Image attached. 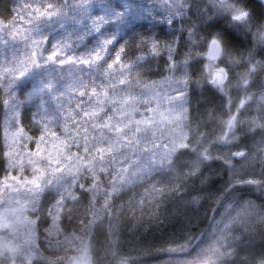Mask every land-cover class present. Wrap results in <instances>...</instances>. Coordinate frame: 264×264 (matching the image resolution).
<instances>
[{"label":"rangeland","instance_id":"374dc122","mask_svg":"<svg viewBox=\"0 0 264 264\" xmlns=\"http://www.w3.org/2000/svg\"><path fill=\"white\" fill-rule=\"evenodd\" d=\"M250 1L243 0L248 8ZM73 2L8 0L12 10L23 9L24 14L13 22L12 11L9 19L0 20V150L5 160L0 176V249L14 264H94L85 236L105 230L111 197L123 184L137 146L148 156L157 151L153 155L157 162L166 163L173 145H158L156 137L167 120L185 111V95L176 89L177 84L202 66L207 72L210 33L231 28L241 37L247 28L232 24L228 16V6H239L242 0H224L223 5L220 0H187L186 4L171 0L173 9L183 6L172 27L157 23L164 9L156 0H83L93 5L88 9L73 7ZM48 4L70 10L63 28L59 21L45 18L43 30L51 32L53 39L83 31L95 13L103 15L106 9L115 12L126 4L134 5L122 25L124 33L132 37L126 45L130 70L112 73L115 87L98 72L90 77L87 69L33 67L30 32L24 21L30 8ZM149 6L156 19L146 15ZM171 14L175 16V11ZM208 15L214 21L207 23ZM137 34L158 35L159 55L152 58L145 53L146 59L135 63L136 55L141 54ZM168 45L173 48L175 71L168 70ZM237 45V41L230 42V51L222 53L213 66L237 59ZM249 98L251 108L247 109ZM241 101L234 112L235 121L238 117L242 124H256L262 134L253 152L231 169L234 185L238 180L264 176V171L249 169L255 162L264 167V94L252 91ZM24 109L30 110L32 119L27 125L22 119ZM224 150L221 148L218 156L230 155ZM263 212L262 204L226 201L217 212L220 223L207 235L219 229L230 232L227 238L231 239L236 228L248 230L254 219L264 220ZM191 242L193 238L188 236L176 247L186 251ZM196 264L204 261L199 259Z\"/></svg>","mask_w":264,"mask_h":264},{"label":"trees","instance_id":"16d2710c","mask_svg":"<svg viewBox=\"0 0 264 264\" xmlns=\"http://www.w3.org/2000/svg\"><path fill=\"white\" fill-rule=\"evenodd\" d=\"M250 7L253 21L237 40V59L224 64L229 76L226 92L212 85L204 66L187 75L176 87L184 92L185 111L167 120L156 137L158 145H173L166 163L157 162L153 156L157 151L148 156L137 146L123 184L111 197L105 230L85 236L94 264H196L199 259L204 264L264 262V220L254 219L248 230L236 228L231 239L227 238L230 232L219 229L207 235L217 225L213 221L226 201L262 204L264 211V188L235 186L216 159L223 136L232 141V152L252 150L262 134L259 126L242 124L238 117L231 131L227 127L241 95L264 94V44L256 40L257 32L264 30V11L254 0ZM11 15L8 0H0V18L7 20ZM256 61L260 65L249 74L244 88L242 78ZM29 111L24 109L22 114L26 125L32 121ZM2 152L0 176L5 171ZM193 197L200 199L198 205ZM188 236L193 238L188 250H178L176 246ZM0 264H14L1 249Z\"/></svg>","mask_w":264,"mask_h":264},{"label":"snow or ice","instance_id":"6c2138e0","mask_svg":"<svg viewBox=\"0 0 264 264\" xmlns=\"http://www.w3.org/2000/svg\"><path fill=\"white\" fill-rule=\"evenodd\" d=\"M160 3L164 9L163 18L159 19L157 23L167 25L172 27L174 21H177V18L181 15L183 6L177 9L172 8L171 0H156ZM187 0H184L186 4ZM261 4H264V0H260ZM221 5L224 4V0H220ZM73 7H79L83 9H88L93 7L91 3L85 4L83 0H80L79 3L73 2ZM229 14L231 18V23L234 25L242 24L248 26L253 21L252 9L244 5V2L240 3L239 6L229 5ZM134 5L126 4L124 8L115 11L109 12L107 9L104 14L95 13L90 22L87 24L86 28L80 32H68L66 36L60 39H53L51 32H45L42 25L47 21L45 18L55 19L60 22V27L63 28L64 20L70 18L69 12L64 11L63 5L58 4H48L44 8L38 9H29V15L27 20L24 21V24L27 25L30 35L28 39L31 42L33 51L30 56V60L34 68L40 70H48L54 68L56 70H62L65 66H68L69 69H76L79 71L88 70V74L91 77L92 72H98L103 78L107 79L112 83V73L113 72H123L125 69L130 70V66L127 61L129 56L126 53V45L128 44L129 38L131 36L124 33L122 25L126 20V17L133 11ZM15 15L10 19L15 22L19 20L20 17L24 14L23 9L12 10ZM175 11V16L171 13ZM146 15L152 16L153 19H156L153 7L149 6L145 9ZM75 20V17H71ZM3 20V18H0ZM214 21V17L211 15L207 16L206 22ZM76 23L82 24L83 21L75 20ZM4 23H9V21H4ZM191 37V32H189ZM135 39L138 41V46H140V53L135 57V63H139L146 59L145 53L147 56L155 58L159 55V50L161 47V42L158 35L149 34L145 37L143 34H137ZM239 40L238 35L231 30V28H221V30L210 33V39L207 42L209 48L215 53V55H220L221 53H227L230 51L228 45L229 43H235ZM256 40L264 44V30L258 31L256 34ZM88 45L85 49L84 45ZM168 55L166 57L168 61V70L175 71V62L172 59L173 48L171 45L167 46ZM212 56L207 58L208 63L206 64L207 68V77L211 80L212 84L221 86L226 79V73L224 69H216L212 64ZM259 61L250 63L248 65V71L244 74L242 78V87L247 88L249 85V74L255 73L257 71ZM185 71L187 69L185 68ZM85 88L88 87L83 81L80 82ZM93 85L95 81H92ZM112 86L115 87V84L112 83ZM185 87L187 85L185 84ZM250 99V98H249ZM244 101H241L240 108H243ZM235 117L230 118L227 121V127L229 131L234 128ZM250 131H255V129H250ZM220 143L227 148L228 145L232 144V141L223 136ZM249 153L245 148H239V150L232 151L227 157L217 156V161L223 165L224 168L228 169V175L231 176V169L236 164V161L239 159L244 161ZM208 159L207 156L204 157ZM196 170L192 171V174L195 175ZM256 186L257 188H264V176L259 179H242L236 181L235 186ZM233 185H229L231 189ZM192 202L196 205L200 203L198 197H193ZM231 207V205H228ZM214 224H219L220 220L213 221ZM169 251H176L174 248H170ZM264 264V262H262Z\"/></svg>","mask_w":264,"mask_h":264},{"label":"bare ground","instance_id":"6f19581e","mask_svg":"<svg viewBox=\"0 0 264 264\" xmlns=\"http://www.w3.org/2000/svg\"><path fill=\"white\" fill-rule=\"evenodd\" d=\"M207 56L209 57V55H208V46H207ZM221 57H222V54H221V56H220V58L217 60V61H215V62H212V63H219L220 62V60H221ZM225 64V63H224ZM224 64H222V66L221 65H217V68L216 69H224L225 70V73H226V79L224 80V83H223V85H221V86H217V88H219V89H221L220 87H224L225 88V92H226V87H225V85L227 84V82H228V79H229V76H228V72H227V70H226V68H225V66H224ZM212 83V82H211ZM213 85V84H212ZM214 86V85H213ZM214 87H216V86H214ZM221 91V90H220ZM223 92V91H222ZM247 97V95H241V97L239 98V102L237 103L236 102V105H235V110H236V108H237V105L240 103V101L243 99V98H246ZM249 101H252L251 99L250 100H248V105L246 106V108H248V107H251V104H250V102ZM185 108H186V106H185ZM247 133H249V131H247ZM221 148H224L225 150H230V145H228L227 146V148H225V146H221V147H219V151L217 152V154H219V152H220V149ZM224 150V151H225ZM247 151V150H246ZM226 152H228V151H226ZM249 154L250 153H252L253 152V149L252 150H250V151H247ZM249 156V155H248ZM167 161V160H166ZM238 161H241V160H237L236 161V164L238 163ZM160 164H165V162L164 163H160ZM235 164V165H236ZM253 168H249L250 170H253V171H264V167H262V165L259 163V162H255L254 163V165L252 166ZM224 171H226L227 173H226V177H227V179L229 180V182H231V183H233V182H235L234 181V178L233 177H231V176H229L228 175V172H229V170L228 169H226V168H224ZM251 189H253V188H251ZM224 254V252H222V255ZM122 264H124V263H122Z\"/></svg>","mask_w":264,"mask_h":264},{"label":"water","instance_id":"95a60500","mask_svg":"<svg viewBox=\"0 0 264 264\" xmlns=\"http://www.w3.org/2000/svg\"><path fill=\"white\" fill-rule=\"evenodd\" d=\"M255 1L257 3H259V4H261L260 0H255ZM261 6L263 7V10H264V4H261ZM221 54L220 55H215V53L208 46V55L213 57L211 62L217 61L220 58ZM71 264H87V263H82V262H79V261H73Z\"/></svg>","mask_w":264,"mask_h":264}]
</instances>
